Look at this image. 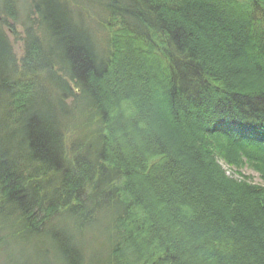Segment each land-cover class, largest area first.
Segmentation results:
<instances>
[{
  "label": "trees",
  "instance_id": "obj_1",
  "mask_svg": "<svg viewBox=\"0 0 264 264\" xmlns=\"http://www.w3.org/2000/svg\"><path fill=\"white\" fill-rule=\"evenodd\" d=\"M6 1L12 4L11 0ZM39 1L36 4H40ZM80 1L79 4L91 8H94V2L102 10L107 8L105 15L112 10L110 16L107 15L108 19L102 18L105 20L102 28L109 31L106 46L111 47V43H115V50L105 54L107 63H94V48H87L83 39L74 36L68 27L70 15L61 17L52 3H48L47 12L42 6L30 7L31 17L27 15L28 18L23 21L26 31L19 61L1 27L8 22L0 20V107L2 113L12 117H15L13 111L29 112L28 119L23 122L12 121L8 126L0 122V191L4 193L3 199L0 196V215L11 219L15 223V234L20 229L17 230L18 235L26 238L30 229L28 225L35 224L38 214L51 213L50 209L54 207H65L76 216L84 213V223L94 219L90 217V211L91 214L99 212L97 215L101 217L96 221L109 219L106 213L113 205H117L118 209L122 206L121 211L127 212L129 205L124 197L131 196L130 191H134L130 186L126 187L122 177L128 175L132 182L139 173V176L145 175L151 185L143 197L135 199L133 206L148 227H138L137 233L146 238L140 243L135 240L137 247L128 250L127 256L131 261L138 264L135 257H144L142 250L146 249H140V244L152 250V258L147 264H208L211 260L217 264H264V215H261L264 213V191L241 181L230 182L215 164L217 152L209 143L215 140L217 147L225 146L221 133L216 132L220 120L216 119L215 113L210 115L206 105L202 108L196 105L199 98L192 94L193 90L196 92L201 87V83L212 85L217 80L230 89L234 94L231 96L237 97L248 89L243 86L245 80H264V31L261 33L260 29L261 19L264 20V0H235L239 5L246 3L253 10V15L241 20L234 15H231L232 18L219 15L220 7H216V2L211 0H206L209 5L207 3L205 7L204 0H177L174 3H171L172 0H120L127 6L121 15L117 14L118 5L111 3L113 0ZM71 3L70 6L64 3L70 11ZM74 3L77 4V1L73 2L76 6ZM168 4H173L171 10H168ZM5 8L0 7V15ZM10 17L16 18V15ZM174 21L177 27L181 23L178 28H175ZM237 21L242 23L236 25ZM193 26H200L202 31L189 34ZM180 27L182 29L178 30ZM160 29L164 31L156 33ZM10 30L16 31L13 25ZM254 31L256 34L252 36ZM83 33L86 34L85 31ZM182 33L186 34V40L176 41ZM208 39L211 41L207 46ZM231 39L234 41L231 42ZM252 40L256 43H251ZM229 45L231 48L228 49ZM149 53L155 58H151ZM135 54L143 62L141 73L145 76L152 74L153 77L143 78L139 70L124 65V62H129V56ZM59 66L73 67L75 73L72 75L76 74L81 80L79 94L70 91L67 81L61 80ZM99 66L103 68L99 69ZM124 74V83L119 84L123 101L137 109L134 118H138L142 125L139 128L126 123L127 127L131 126L130 134H133L126 137L131 146L114 148L113 140L108 139L105 143L107 151L102 152L97 145L105 132L101 127L95 135L100 136L95 139L97 141L90 140L91 145L83 141L81 147L84 150L79 151L74 162L69 158L76 155L75 149L78 148H72L63 163L58 156L60 144H63V126L58 123L65 121L64 125L67 122L57 113L49 112L48 108L54 105L71 120L77 114L86 112V109H80L79 101L87 97V104L91 105L85 115L88 125L95 120L92 116H101V112L104 114L102 103L110 107L114 105L110 98L115 96L116 85L110 84L111 77ZM1 80H19L15 81L19 87L2 91ZM30 80H39L44 86L34 83L33 91V88H27L31 87ZM164 80L172 81L167 85ZM191 80H198L200 84L189 88L193 85ZM127 84L139 86V95L132 97ZM146 84L149 87L154 85L151 97L145 95V87L141 88ZM37 88L44 90L43 93L37 92ZM205 93L211 97L220 96L214 91L212 94L209 90ZM68 94L74 98L70 104L64 99ZM177 102L187 105L176 107ZM47 103L48 108L45 107ZM240 107L243 112L237 113L238 116L246 113V121L250 125L264 126V113L257 115L252 111L250 118L247 113L251 108L243 104ZM258 107L264 111V103ZM68 108L75 112H70ZM145 113L150 114L149 119L153 118L155 128L146 121L148 115L145 116ZM201 123L215 126L212 129L215 132L211 133L215 139L205 132L206 126L199 130ZM102 124L105 126V122ZM160 124H163L162 129ZM110 134L112 138L113 134ZM89 145L91 147L87 148ZM228 147H224L225 154L221 156L236 164L242 162L237 156L240 153L234 147L231 146L232 150ZM34 160L42 164H33ZM85 160L87 165H75V161ZM165 160L178 170V181L174 182L172 177L167 183L161 177L164 172L172 176V171L165 170L162 165ZM252 165L263 173L264 167L253 162ZM88 166L97 171L90 173ZM139 169L141 172H138ZM158 185L163 189L157 190ZM13 203H17L18 208L10 207ZM124 215L120 216L123 218ZM137 216L133 213L128 221L135 224ZM115 224L119 225L117 221ZM123 228L126 229L125 226ZM129 237L132 240L138 238L134 235ZM70 248L76 251V248ZM70 248L60 251V258L63 264H78L81 253L77 251L76 255ZM121 255L126 253H121L118 259L123 257Z\"/></svg>",
  "mask_w": 264,
  "mask_h": 264
},
{
  "label": "rangeland",
  "instance_id": "obj_2",
  "mask_svg": "<svg viewBox=\"0 0 264 264\" xmlns=\"http://www.w3.org/2000/svg\"><path fill=\"white\" fill-rule=\"evenodd\" d=\"M38 1L39 0H11L12 4L9 5L7 8H5V10L3 9V11L5 12H2L0 15V20L6 19L9 24L13 25V29L16 30L15 31L16 34H15L11 30H6V28H3L4 25L2 24L3 32L6 35L7 40L11 44L13 54L16 60L18 61L20 60V57L22 55L21 42H23L22 38L25 36V31H26L22 19H27L28 17H31L29 12L30 6L35 5V2L37 3ZM64 1L69 5L70 2L69 0H41L39 1L40 4H36L35 6L38 7L44 6L45 8H48L47 6L49 5L48 3H52L53 4L52 7H54V9L58 11V14L61 15V17H64L68 14L70 15V10H69L70 5L68 6L67 4H65L64 6L65 3ZM76 1L78 4L79 2H81L80 0H76ZM175 1L177 2V0H172L171 3H174ZM3 2L4 1L0 2V5H3L2 4ZM62 2L64 3L62 4ZM135 4L136 6L138 5V3ZM79 6H80V9L78 8L79 12L81 13V15H85L87 18L86 23L82 22L83 25L74 24L75 26L70 24L68 25V27L71 30V32L74 33V36L77 35V37L79 36L81 39H83L84 45L86 44L85 46L87 48L88 46H92L94 48L92 49L94 55V58L92 59L94 60V63H96L97 65H100L102 63H107V59H106L107 57L105 54L108 53L109 51L115 50V48H113L115 43L112 42L111 47L106 46L105 44L106 41H109V35H108L109 31L104 30L101 24H98L96 22L91 23V21L94 20L96 21L98 18H100L97 16V14H95L96 12H99L103 16H105L104 13L107 12V10L104 9L101 11L99 10L95 11L94 8H99L96 2L93 3L94 8H90L89 6L82 3L79 4ZM71 7L72 8L70 9L74 10V7L76 8L77 5L74 6L72 2ZM125 7L127 6H124V8ZM13 14L16 15V18L10 17V15ZM94 15H96V17ZM106 18L108 19L107 16ZM261 22L262 24L260 25V29L262 33V31H264L263 18L261 19ZM71 23H73V21H71ZM82 30H85L86 34L85 33L80 34L79 32H81ZM35 36L36 35L34 34L33 37ZM38 37L40 36L38 35ZM58 38L63 39L61 37ZM99 41H101L100 44ZM59 43L61 44L60 40ZM42 49L45 50L44 47H42ZM129 58H130L129 62L130 61L131 62L129 63L128 61H126L124 62V65L126 67L128 65H131V67L135 68L136 70H139L141 73L143 71V67H142L143 62L140 61L138 55L135 54L134 56ZM59 68L62 72V75L60 76L61 80L67 81L66 85H68L70 91L72 90L74 94L77 93L79 94L81 80L78 77H76V74L72 75V73L74 72L72 69L73 67L63 68L62 66H59ZM98 68L102 69L103 67L99 66ZM151 75L147 74L145 76L144 73H141V76L146 79L153 77V75L152 76ZM125 78H126L125 74L120 76L117 75L116 77L113 76L111 77L112 82L110 84L114 83L116 85L117 92L115 90L114 92L115 96L113 98H110L114 103V105L110 107L109 105L106 106L103 103L101 104L102 108L104 109V114L101 112L100 113L101 116L99 114L92 116L95 120L93 119L94 121L90 122V124L88 125H86L85 123L86 121L85 117L84 119H77V120L73 118L64 124L62 128L63 144L62 143L60 144L61 151L60 152L58 151L59 153L58 156L60 157V159H62V161L63 159L66 161L70 153V150L72 148L81 147L82 143L80 142V140H82V142L86 140L91 145L92 141L89 140L91 139L90 137L93 134L95 136L98 128L103 127L104 125L102 124L103 122H105V127H106L105 130L113 134L112 140H113L114 148L116 147L122 148L119 145L124 140L123 137L121 136L122 133L125 136V138L126 137L129 138L130 135L133 136V134H130L131 126L127 127V124L131 123L135 127L137 125L139 128L140 126H142L137 121L138 118H134L136 116L135 113L137 112V109H135V107H132L131 103L128 105L125 101H123V94L121 93L122 92L121 85L119 84L124 83L123 81L125 80ZM14 81H19V80H14ZM34 83H37V81L35 80ZM39 86H44V84L42 83ZM124 91L126 90L124 89ZM137 91L138 92L133 90L132 97L139 95L140 93L139 89ZM54 95L56 94L54 93ZM73 99L74 98L70 97L66 100L65 103L70 104ZM86 99L87 97L86 98L83 97L82 99H80L79 103L83 102L84 104L88 105L87 102L89 100ZM149 115L150 114L145 113L146 118L145 117L144 118L152 127L155 128L154 123L152 122L153 118L149 119ZM162 125L160 124L161 129H162ZM85 133H88V135H86ZM166 133L168 134V131ZM127 138L125 140V143L126 141L128 143ZM129 146L131 145L129 144ZM30 158H37V157L30 156ZM215 161H216L215 164H217L220 167L223 173H226V175L225 174L224 175L225 176L229 175L230 178L228 180L230 182L235 181L238 183L240 181L242 182L244 179H247L253 183L264 184V174L258 172L256 169H252L248 164L239 162L238 164L242 165V167L237 170V168L235 169L233 165H231V167L229 165H226V163L223 162L222 159L216 158ZM32 163L33 164L36 163V165L42 164L37 160L32 161ZM162 165L165 166L164 167L165 170L168 169L172 171V176L171 173L164 172L165 174L163 173L161 177L167 183H170L172 177L174 182L178 181L177 179L178 170L176 169V167L172 166L170 161H166V160ZM222 167L226 171L223 170ZM71 170L74 171V169ZM140 176L139 173L136 174V179L134 178L132 182L128 178V175L122 177L124 178L123 181L125 182L124 184L126 185V187L130 186L129 188L134 189L133 192L130 191V194H132L131 196L124 197V201L126 202V204L129 205L128 206L129 211L126 209L127 212H125V210L123 212L121 211L122 206L118 209L116 208L117 205H113V207H111L112 209L108 213H106L108 214V216H110L109 219H103V220L100 219V221H96L95 220L96 218L101 217L97 215L99 212L98 213L94 212L93 214H91L90 211L89 215L90 217L93 216L94 219L85 220L88 222L84 223L83 220L84 213H79L78 216H76L75 214L68 212L67 211L68 209L65 207H61L62 209L60 207L57 208L54 207L53 209H50L52 211L51 213L48 211L43 215L42 213L38 214V218L35 224L28 225L30 227L29 230L25 227V229L28 230L27 231L28 236L26 238L24 236L18 235L19 233L18 231L20 229H17L18 231L16 230V234H17L16 235L14 232V230L16 229L15 223L11 219L5 218L2 215H0V264H63V260H61L60 258L61 256L60 251L66 250L67 247L76 248L75 252L70 248L76 255H77V251L81 253V255L79 254L80 258L78 257L77 259L78 264L80 263L89 264V262L86 263V260L90 258V257L87 258L89 254L91 258L93 257L92 264H103V262L104 264H132L131 258H128L129 256H127V254H129L130 252L128 250L135 249L137 247L138 244L134 242L135 240L140 243V242H144V238H146L144 235L137 233L138 227L141 228L143 226L146 228L148 227L147 222L144 219H142L138 211H136L135 206H133V204L135 205V202L139 197H143L144 192L147 193V190L150 189L149 187L151 185L150 182L147 181V179H144L145 175H140ZM154 186L155 185H153V187ZM0 189H2V186H0ZM161 189L163 188L160 185H158L157 190H161ZM255 191L258 192V189H256ZM0 196L3 199L4 197L3 191H0ZM1 205L2 204H0V208ZM92 206H96V205L92 204ZM10 207L18 208L17 203L11 204ZM86 207L88 208L89 206L86 205ZM123 213L125 215L122 218L120 215ZM133 213H137L138 215L137 220L139 219V221L137 220L135 221L137 227L135 226L134 223H132V221H128ZM116 221L117 223H119V225L115 224ZM123 226H125L126 229L123 228ZM132 229L135 230L133 231ZM185 230H187V228H185ZM131 235L138 236V238L132 240V238L129 237ZM139 246L140 249H146V251L142 250V253H144L143 258L136 256L135 258L137 260L136 259L135 260L138 262V264H143V263L147 264L148 262H150L152 258V250L148 249L147 246L146 248H144L140 244ZM106 252L112 254L111 258L116 263H112L111 261L108 260L106 256ZM121 253L122 254L126 253V255L125 256L121 255L123 256L121 257L122 259L121 258L118 259V256Z\"/></svg>",
  "mask_w": 264,
  "mask_h": 264
},
{
  "label": "bare ground",
  "instance_id": "obj_3",
  "mask_svg": "<svg viewBox=\"0 0 264 264\" xmlns=\"http://www.w3.org/2000/svg\"><path fill=\"white\" fill-rule=\"evenodd\" d=\"M1 1H5V0H1ZM70 1L71 2H74V0H70ZM119 1L120 0H113V1H111V3L112 4H115V5H118V7H117L118 8L117 14L118 15H121L124 12L123 11L124 5L121 4ZM144 1L147 2V0H144ZM204 1H205L204 2V7H205V4H207L208 2L206 0H204ZM211 1L216 2V4H215L216 7L219 6L221 8V9L219 8V10H220V14L219 15H222L225 18H227V17L232 18L231 15H234L235 18H237V20H241V18H243L245 16L250 17L251 15H253V12H251L253 10L246 3L239 5V3L236 2L235 0H211ZM7 2L8 1L3 2L2 3L3 5H0V7L1 8H5V7L7 8L10 5ZM4 3H6V4H4ZM105 3L107 4V3H110V2H105ZM35 5H36V2H35ZM35 5L30 6V7L31 8H35ZM76 5H77V7L76 8L74 7V10L71 9L70 16L68 17L69 24H71L73 26H75L76 24L83 25L82 22H85L86 23V19H87L85 15H81V13L79 12V9H80L79 4L77 3ZM103 5H105V4H101V6H103ZM208 5H209V3H208ZM87 6H89V5H87ZM171 6H173V4H171V5L168 4L167 5L168 10H171V8H170ZM89 7L91 8V6H89ZM43 8H44V12H47L48 11L47 10L48 8H45L44 6H43ZM99 8L102 10L101 7H99ZM94 10L95 11H98L99 9L94 8ZM101 10H99V11H101ZM108 12L109 13H107L105 16H107V15L110 16V13H112V10L111 11L109 10ZM169 12L171 13V11H169ZM97 16L100 17V18H98L96 21L95 20L94 21H91V23L96 22V23L101 24V25L104 24V21L102 20V18L105 19L106 17L103 16L101 13H99ZM153 16L156 18V16L154 14H153ZM22 21H25V19H22ZM71 21H73V23H71ZM174 23H175V28H178L180 26V24H181L179 22V26L177 27L175 21H174ZM241 23L239 21H237L236 22V25H239ZM107 24H108V22L106 23V25ZM199 24H200V22H199ZM3 25H4L3 28H6V30H10L12 28V24H9V23L7 25H5V24H3ZM194 26L191 27L192 28V31H190L189 34L190 33H195V32H198V31H202L201 29H199L200 26L199 27L198 26L197 27H194ZM181 29L182 28L180 27L178 30H181ZM204 29H205V27H204ZM84 31L85 30H82L79 33L81 34ZM162 31H164V30H161V29L160 30H156V33L162 32ZM200 33H202V32H200ZM255 34H256V31H254V33L252 34V36H255ZM181 35L176 39V41H185L186 40L185 39L186 38V36H185L186 34L184 35L182 33ZM250 38H251V36H250ZM120 40L122 42H125L123 39H120ZM209 41H211V39H208L207 40V43H206L207 46L209 45ZM233 41H234V39H231V42H233ZM254 42L256 43V40H254ZM254 42H253V40L251 41V43L255 44ZM247 43H250V41L248 39H247ZM230 45L228 46V49L231 48ZM177 48H179L178 42H177ZM149 54H151V53H149ZM151 58L154 59L155 56L151 54ZM1 81L3 82V83L1 82V84L4 86V88H2V91H5L6 92L7 90H12L13 88H16V87H17L16 89H18V86H16V84H15L16 82L14 80H1ZM30 81H31V87L27 86V88H33V91H34L35 88L33 86H34V81L35 80H30ZM36 81L39 84H41L39 82V80H36ZM170 81H172V80H164L163 82H165V84L168 85V83H171ZM192 82H193V85H190L189 88L192 87V86H196L197 83L200 84V82H198V80H191V83ZM148 85L149 84H146V86L145 85H142L141 88L143 90L144 89L143 87H145L146 88L145 95L147 97H151V94H152V91L151 90H152V85L153 84L150 85V87ZM244 85L248 89L245 90L246 92L244 94L237 95V97L231 96V95H234V94L230 91V89L228 90L227 87H225V84L224 83H221V82L218 83L217 80L213 81L212 85H207V84L206 85H203L201 83L200 84L201 87L199 86L200 88H198V90L196 92L194 90L192 91V94L195 93V96H197V98H199V100L195 104L196 105H199L201 108L204 105H206L207 108H208V111L211 112L210 115L211 114L213 115L215 113L216 114V119L217 120H220V122L218 123L219 126L216 125L217 126V129H218L216 132L219 131L221 133L222 139L224 140V145L225 146L222 145V146H218L217 147L216 146L217 141H215V140H211L210 143H209L211 145V147H213L215 149V151L217 152L216 153L217 159L218 158L219 159H222V161L225 162L226 165H229L230 167H231V165H233V167H235V169L237 168V170L239 168H241L242 165L236 164L235 161L229 159L226 156L225 157H222L221 156L224 153L223 152L224 147H228L229 146L228 147L229 150H232L231 149V146L234 147L235 148V151L237 153H240V154H237L238 158L244 164H248L252 169H255L256 168V167L255 168L253 167L252 162L253 163H257V165L259 167H264V126L255 125L253 123L250 125L248 123V121H246V113H243L240 116L237 115V113L241 114L243 112L241 110V107H240L242 104L243 105H247L249 108H251L250 109V113L249 112L247 113L248 114V117H250V118L252 117V114H251L252 111H255V114H257V115L258 114L261 115V114L264 113V111L262 110L263 108L262 107H258V105H260L261 103L262 104L264 103V80H245V83L243 84V86ZM126 87H128L129 90H131L130 92H132V93H133V90H135L136 92H138L137 90L139 88V86H137L135 84H127ZM170 90H171V87H170ZM207 90H209V92L211 94L213 93V91L215 93H220V96L218 97V95H217L216 97L215 96H212L211 97L209 94L205 93V91H207ZM43 91L44 90L38 89L37 92H39V93L42 92L43 93ZM70 97H72V96L69 95V94L66 97H64L65 101L68 98H70ZM82 103H79L80 109H86V112H87V110L91 107V105L90 104L86 105V104H84V103L82 104ZM181 105H187V104H182V103L177 102L176 107H179ZM40 107L41 108H44L42 106H40ZM40 107H38V108H40ZM45 107L48 108V103L45 105ZM68 109H69L70 112H75L74 110H71L70 108H68ZM48 111L49 112H52L54 114L57 113L58 116L59 117H63V119L66 120V122L70 121V120H68L66 118L64 111L61 110V109L55 108L54 105L50 106L48 108ZM86 112H83L81 114H77L75 116V119L76 120L77 119H84L85 115L87 114ZM13 113H15L14 114L15 117L8 116L7 113L6 114H4V112L2 113V109L0 107V122L6 123L7 126H8L10 123H12V121L13 122H15V121H17V122H23V120L28 119L27 118V116L29 114L28 111L25 114L22 113V111L21 112H19V111H13ZM64 122L65 121H62V122H60L58 124L64 126L63 125ZM212 122L213 121L211 120V123ZM77 123H79V122H77ZM208 124L201 123V126L198 125L199 126V130H202L206 126L207 130H205V132L207 134L209 133L208 135H211V137L213 139H215L212 136V134L215 132L212 129L215 126L211 127L212 125H208ZM103 129L105 130L106 127L103 126ZM98 131L99 130H97V132ZM85 134L88 135V133H85ZM110 135H111L110 132H108L107 130H105V132L102 134V137L103 138L102 139H98V141L100 142V144H97V145H99L98 148H99V150H102V152H106L107 151L108 145H105L106 140L108 141V139H110L112 141V138L110 137ZM121 136L123 137L124 140L119 145L122 146V147H124V148H127L129 144L127 143V141L125 143L126 138L123 135V133L121 134ZM99 137H95L94 134H93L90 137L91 139H89V140H92L93 142H95V141H97L95 139L96 138H99ZM80 142L82 143V140H80ZM85 143L88 144V141L84 140V144ZM90 147L91 146L89 145L87 148H90ZM75 148H78V149H75V150H77L76 155L75 156L74 155H71V157L69 158L71 161L73 160V162H74L75 158L79 155V151L81 152V151L84 150L83 147H81V148L75 147ZM82 163H84L83 165H87L88 162H87V160H85V162L75 161V165L76 164L77 165L78 164H82ZM87 169H88V171L90 173L91 172L92 173H95L97 171V170L92 169L90 167L87 168ZM141 169H139L138 172H141ZM222 169L225 170L223 167H222ZM142 170L145 171L146 169H142ZM256 170L259 172V170L257 168H256ZM262 170H263V168H262ZM263 173H264V170H263ZM224 174L226 175V173H224ZM225 177L227 179L230 178L229 175L228 176H225ZM144 179H146V176H144ZM242 182H244L245 185L250 186L252 188H255V186H257L256 188H258L259 191H264V184L263 183L262 184L253 183V182H251L250 180H247V179H244ZM255 184H257V185H255ZM263 204H264V202H263ZM67 211L69 212V210H67ZM261 215H264V213H262ZM129 250H131V249H129ZM106 256H107V258H108L109 261H111L112 263H116L111 258L112 257V254L106 252ZM87 258H89V259H87ZM87 258H86L87 259L86 260V263L89 262V264H92V261H93L92 258L93 257L91 258L90 254H89ZM131 263L134 264L133 261H131ZM103 264H104V262H103ZM208 264H217V263H216V261L211 260L210 263H208Z\"/></svg>",
  "mask_w": 264,
  "mask_h": 264
}]
</instances>
